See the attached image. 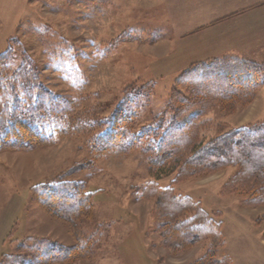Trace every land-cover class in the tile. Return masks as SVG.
Returning a JSON list of instances; mask_svg holds the SVG:
<instances>
[{"label": "rangeland", "instance_id": "374dc122", "mask_svg": "<svg viewBox=\"0 0 264 264\" xmlns=\"http://www.w3.org/2000/svg\"><path fill=\"white\" fill-rule=\"evenodd\" d=\"M263 4L261 0H0V55L13 48L17 66L27 60L50 90L98 118L112 114L134 85H155L138 115L139 130L169 116L167 105L175 83L194 63L238 50L245 53L240 58L264 69V49L258 47L264 42V28L254 30L256 43L216 48L211 44L216 43L214 34L198 41L202 29L222 14L238 10L249 16ZM261 16L263 12L255 20L234 21L233 31H224L218 40L228 41L225 37L233 32L247 36L248 26L262 25ZM187 38L193 40L187 43ZM260 121H264V83L248 107L234 112L215 108L203 115L200 141ZM81 163L93 166L70 179L87 185L93 217L79 222L75 236L72 227L43 209L32 189ZM235 172L230 167L174 187L177 194L218 214L225 245L215 258L227 264H264V205L244 206L246 197L223 193ZM174 178L169 166L150 169L148 157L138 151L95 159L78 136L31 152L1 153L0 264L5 257L25 254L26 249L18 251L17 246L30 238L48 240L49 247L94 241V257L75 264H198L211 245L202 242L181 252L163 245L154 222L155 201L141 196L147 183L156 181L168 188Z\"/></svg>", "mask_w": 264, "mask_h": 264}, {"label": "trees", "instance_id": "16d2710c", "mask_svg": "<svg viewBox=\"0 0 264 264\" xmlns=\"http://www.w3.org/2000/svg\"><path fill=\"white\" fill-rule=\"evenodd\" d=\"M14 51L10 48L0 55V154L31 152L74 136L82 138L83 147L95 159L138 151L148 157L150 169L169 166L175 174L172 186L162 188L152 181L141 191L144 199L155 201L154 222L163 245L181 252L208 242L209 251L198 264L228 263L215 258L225 245L218 214L177 194L174 186L233 167L236 172L223 193L246 197L244 206L264 205V121L232 129L206 143L200 141L203 124L199 122L215 108L234 112L251 105L264 83L262 66L238 56L192 64L175 83L167 105L169 116L137 130L138 115L155 85H134L112 114L98 118L50 90L27 60L17 66ZM89 166L93 165H75L32 189L43 209L72 227L75 236L79 222L93 217V203L87 185L70 176ZM47 241L30 238L17 246L18 251L26 249L25 254L5 257L1 264H75L94 257L91 239L71 247L60 243L49 247Z\"/></svg>", "mask_w": 264, "mask_h": 264}, {"label": "crops", "instance_id": "0c3cea01", "mask_svg": "<svg viewBox=\"0 0 264 264\" xmlns=\"http://www.w3.org/2000/svg\"><path fill=\"white\" fill-rule=\"evenodd\" d=\"M261 1H264V0H261ZM259 1L257 2H254V5L256 3H258ZM252 11V12H251ZM250 13H249V16H242L241 14H239V11L238 10H233V11H230V12H227L225 14H222L221 17H219V19H217L215 22L213 21L211 24L207 25V27L203 28L202 30H204L200 35H203V37L201 38V40H198V41H202L204 39H206L208 37V34H214V39L216 41V43H211L213 44L216 48H222L224 46H226L227 44H232V43H235V44H240V43H246L250 40H254V42L256 43L258 40H255L253 39V35L254 34V30L256 29V27H261V28H264V16H261V20H260V23H262L261 26H248L249 29H250V32L247 36H243L241 37L240 34H234V32L230 35V36H227L225 37V40H228V41H219L218 38V35L221 34V36H223V32L224 31H227V30H231L233 31V29L231 28L230 25H232V23L234 21H237L238 19L240 18H244L246 21V19L250 20V19H254L255 20V17H258V14L263 12L264 13V4L263 5H258L255 9L251 10ZM238 13V14H236ZM235 14V16L233 15ZM230 15H233V16H230ZM237 15H239V17H236ZM248 17V18H247ZM173 25V24H171ZM263 26V27H262ZM251 27V28H250ZM188 37V36H187ZM193 39L190 38V39H186L187 43H189L190 41H192ZM264 42H262L261 45H259L258 47L262 49H264ZM219 55L217 57H214V58H209V59H206L204 61H207V60H211V59H215V58H222L224 56H238V57H244L245 56V53L243 55V52L242 51H226V52H222V53H218ZM199 62H202V61H199Z\"/></svg>", "mask_w": 264, "mask_h": 264}]
</instances>
